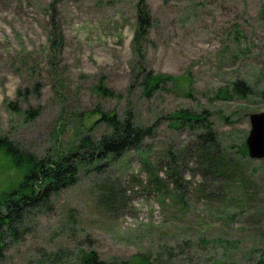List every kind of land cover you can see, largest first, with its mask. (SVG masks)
<instances>
[{"label": "rangeland", "instance_id": "rangeland-1", "mask_svg": "<svg viewBox=\"0 0 264 264\" xmlns=\"http://www.w3.org/2000/svg\"><path fill=\"white\" fill-rule=\"evenodd\" d=\"M137 2L0 0V135L56 159L107 132L100 120L88 130L100 112L156 129L141 150L84 168L53 194L0 264H52L61 250L73 263L80 249L107 261L264 264V159L240 150L249 115L264 112V0H145L151 28L140 51ZM149 72L172 79L149 87ZM236 80L255 92L222 97ZM178 110L210 113L225 169L202 157L199 129L172 122ZM25 173L1 149L0 198Z\"/></svg>", "mask_w": 264, "mask_h": 264}, {"label": "trees", "instance_id": "trees-1", "mask_svg": "<svg viewBox=\"0 0 264 264\" xmlns=\"http://www.w3.org/2000/svg\"><path fill=\"white\" fill-rule=\"evenodd\" d=\"M136 32L133 45L140 51L151 28V16L148 13L145 0H138L136 6ZM51 46L53 49L59 36L60 25L56 13H51ZM61 45V44H60ZM172 78L168 74L149 72L145 85L157 87L166 84ZM97 91L104 93L102 85L96 86ZM229 91L238 97H249L255 91L245 80H236L231 83L230 89H220L222 97L231 98ZM208 112L193 113L187 110H178L169 118L178 126H188L193 130L199 129L196 134L197 145L204 160L217 170L226 165V160L220 153L217 133L213 122L209 120ZM88 130L100 120L107 127V132L94 139L90 135H83L74 151L59 156L56 159L38 158L36 155L21 151L7 136L0 135V150L4 149L16 165L26 167V173L16 189L3 195L0 199V260L3 258L11 240H17L20 229L29 216L48 208L51 196L60 190L77 183L80 171L85 168L98 169L101 162H111L121 158L128 150H141L146 137L155 132V123L150 125H137L130 116L120 119L114 112L98 114ZM242 156L247 155L245 142L240 144ZM223 169V170H224ZM61 251L52 253L58 257L52 264H65L61 261L64 254ZM59 260V261H57ZM67 264H149L146 257L139 255L137 259L111 261L102 260L93 250L80 249L73 263Z\"/></svg>", "mask_w": 264, "mask_h": 264}, {"label": "water", "instance_id": "water-1", "mask_svg": "<svg viewBox=\"0 0 264 264\" xmlns=\"http://www.w3.org/2000/svg\"><path fill=\"white\" fill-rule=\"evenodd\" d=\"M250 130L245 139L247 155L252 159H264V112L249 115Z\"/></svg>", "mask_w": 264, "mask_h": 264}]
</instances>
